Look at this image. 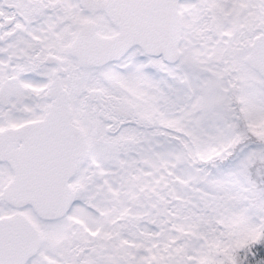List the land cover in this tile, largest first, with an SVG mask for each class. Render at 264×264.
Here are the masks:
<instances>
[{"label":"snow or ice","instance_id":"snow-or-ice-1","mask_svg":"<svg viewBox=\"0 0 264 264\" xmlns=\"http://www.w3.org/2000/svg\"><path fill=\"white\" fill-rule=\"evenodd\" d=\"M0 264H264V0H0Z\"/></svg>","mask_w":264,"mask_h":264}]
</instances>
